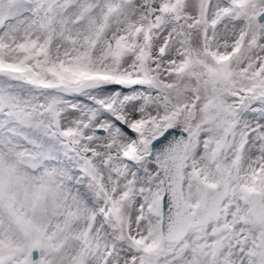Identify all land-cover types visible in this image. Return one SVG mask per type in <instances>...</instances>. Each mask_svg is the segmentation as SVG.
Returning a JSON list of instances; mask_svg holds the SVG:
<instances>
[{
  "label": "snow or ice",
  "instance_id": "snow-or-ice-1",
  "mask_svg": "<svg viewBox=\"0 0 264 264\" xmlns=\"http://www.w3.org/2000/svg\"><path fill=\"white\" fill-rule=\"evenodd\" d=\"M0 264H264V0H0Z\"/></svg>",
  "mask_w": 264,
  "mask_h": 264
}]
</instances>
